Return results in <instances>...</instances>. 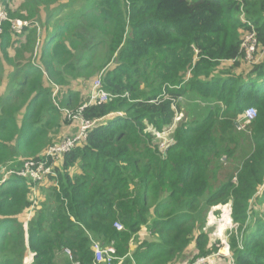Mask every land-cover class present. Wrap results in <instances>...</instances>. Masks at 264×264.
<instances>
[{
  "label": "trees",
  "instance_id": "obj_1",
  "mask_svg": "<svg viewBox=\"0 0 264 264\" xmlns=\"http://www.w3.org/2000/svg\"><path fill=\"white\" fill-rule=\"evenodd\" d=\"M2 2L31 24L0 33V264H97L95 245L115 247L112 264L191 263L218 253L206 217L227 205L228 260L264 264V60L242 48L251 24L264 51V0ZM98 76L113 97L83 117L123 116L93 128L56 177L3 181L65 138L61 109L87 105ZM183 107L191 120L162 152L157 135Z\"/></svg>",
  "mask_w": 264,
  "mask_h": 264
},
{
  "label": "built area",
  "instance_id": "obj_2",
  "mask_svg": "<svg viewBox=\"0 0 264 264\" xmlns=\"http://www.w3.org/2000/svg\"><path fill=\"white\" fill-rule=\"evenodd\" d=\"M4 22L11 23L12 32L16 35H21L24 32V29L30 26V22L24 21L19 22L17 20H11L6 12L2 0H0V33L2 31V25ZM249 26L252 30L246 35L245 40L243 42L242 48L245 51V62L248 64H256L262 59L264 60V51H261V54L258 56V51L260 50V46L257 40V33L251 24ZM53 99L57 98V94L60 89L56 86ZM112 95L108 93L102 83V77L99 76L98 79L94 81L92 84V90L90 93V101L87 105L80 108L77 112H73L69 109H61L64 113L67 120L70 124L77 125V131L68 137H65L60 142L55 143L50 146L44 155V159L40 161H27L24 164V167L19 170H8L7 173L3 174V181H6L9 177L16 175L21 178H25L27 180L33 182H46L48 177H56L55 169L60 166L61 161L65 154L71 152L78 145L87 141L88 135L90 131L100 124H104L108 120L115 118L117 116H123V114H112L102 120L97 121H88L83 117L84 108L92 105V104H101L106 103L110 99H112ZM175 118L174 125L170 128L171 130L176 127L178 122L182 120V116L178 114ZM257 117V110L255 108H249L245 112L244 122L246 124H250ZM166 134V133H165ZM173 144V141L169 139H165V143L162 145V148H166V150ZM115 227L118 231H122L123 227L120 224H115ZM66 254L72 260L71 251L66 249ZM95 261L97 264H112L114 260H116V249L115 247H102L100 245H95ZM220 253H217L210 257H201L196 259L195 261L187 264H220L214 260V258L219 257ZM230 256V255H229ZM231 264H234L233 260H230ZM27 264H32L31 261H28Z\"/></svg>",
  "mask_w": 264,
  "mask_h": 264
},
{
  "label": "rangeland",
  "instance_id": "obj_3",
  "mask_svg": "<svg viewBox=\"0 0 264 264\" xmlns=\"http://www.w3.org/2000/svg\"><path fill=\"white\" fill-rule=\"evenodd\" d=\"M18 4H19V1L16 3V6ZM13 7H15L14 3H13ZM242 19H244L243 16H242ZM35 54L37 55V50H36ZM260 54H261V51L259 50L258 55H260ZM98 78H99V76L96 77L95 80ZM4 88L5 87L3 86L0 90V92L3 91ZM180 101L183 102V106H184V104L185 105L188 104V101L185 99L184 100L181 99ZM195 101H196L197 109L195 110L196 114H194V116L197 114H200V112H202L203 110H206L204 103H201L200 100H198V99ZM178 114L182 116V120H180L178 122V124L182 121H190L191 120L190 117L188 116L187 111L184 109V107L179 110ZM178 124H177V126H178ZM247 126H248V124H246L244 121H242V123L240 125V130L247 132V130H248ZM64 130H65L64 131L65 137L71 136L77 131V125L69 124L65 127ZM173 130L174 129H172V130L170 129V130H168L162 134L157 135V142L156 143L160 145V150L162 152L166 151V148H162V145L165 143V139L167 138V139L173 141L172 138H173L174 134H171L173 132ZM244 144H245V141L242 143V145H244ZM241 152H243V151H241ZM234 164L235 163L225 164V170H224L223 174L226 173L228 170L234 168ZM7 171H6V173H7ZM2 176H1V178H2ZM40 195H41V192L40 191L37 192V196L40 197ZM34 214H35V209L31 211L30 215L33 216ZM30 219H31V217H30ZM206 219L207 220H206L205 230L210 233L212 242H214V243L218 242L219 243L217 246L220 248L218 251V253H220V256L214 258V260H218L221 257L220 260L217 261L218 263H220V264H231V261L228 260L231 257L229 238L231 237L232 232L237 231V225L233 223V220L231 218V205L217 207V208H214V209L208 211ZM143 237L145 238V235ZM143 237L141 238L142 240H144ZM64 254L67 255L66 251L64 252ZM192 256H193V254H191L189 258H192ZM208 257H210V256H208ZM62 259L63 258H60L59 264H64Z\"/></svg>",
  "mask_w": 264,
  "mask_h": 264
},
{
  "label": "crops",
  "instance_id": "obj_4",
  "mask_svg": "<svg viewBox=\"0 0 264 264\" xmlns=\"http://www.w3.org/2000/svg\"><path fill=\"white\" fill-rule=\"evenodd\" d=\"M7 71H9V70L7 69ZM0 90H1V89H0ZM4 92H5L4 90L1 91V92H0V96H1L2 94H4ZM71 125H72V124H71Z\"/></svg>",
  "mask_w": 264,
  "mask_h": 264
},
{
  "label": "clouds",
  "instance_id": "obj_5",
  "mask_svg": "<svg viewBox=\"0 0 264 264\" xmlns=\"http://www.w3.org/2000/svg\"><path fill=\"white\" fill-rule=\"evenodd\" d=\"M113 119V118H112ZM111 120V119H110ZM109 121V120H108Z\"/></svg>",
  "mask_w": 264,
  "mask_h": 264
}]
</instances>
